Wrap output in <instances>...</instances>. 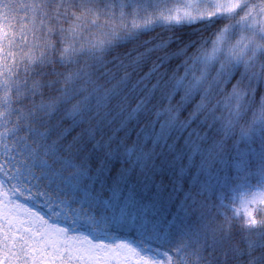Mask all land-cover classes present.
<instances>
[{"label": "snow or ice", "instance_id": "1", "mask_svg": "<svg viewBox=\"0 0 264 264\" xmlns=\"http://www.w3.org/2000/svg\"><path fill=\"white\" fill-rule=\"evenodd\" d=\"M0 264H264V0H0Z\"/></svg>", "mask_w": 264, "mask_h": 264}, {"label": "rangeland", "instance_id": "2", "mask_svg": "<svg viewBox=\"0 0 264 264\" xmlns=\"http://www.w3.org/2000/svg\"><path fill=\"white\" fill-rule=\"evenodd\" d=\"M165 2L171 6V4L176 3L177 0H165Z\"/></svg>", "mask_w": 264, "mask_h": 264}]
</instances>
